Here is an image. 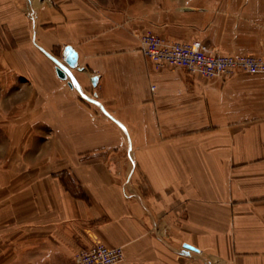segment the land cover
<instances>
[{
	"label": "crops",
	"instance_id": "crops-1",
	"mask_svg": "<svg viewBox=\"0 0 264 264\" xmlns=\"http://www.w3.org/2000/svg\"><path fill=\"white\" fill-rule=\"evenodd\" d=\"M21 16L30 46L0 58V264H74L96 243L119 264H264V75L206 79L139 51L151 32L264 57V0H0ZM40 31L70 35L59 57Z\"/></svg>",
	"mask_w": 264,
	"mask_h": 264
},
{
	"label": "built area",
	"instance_id": "built-area-1",
	"mask_svg": "<svg viewBox=\"0 0 264 264\" xmlns=\"http://www.w3.org/2000/svg\"><path fill=\"white\" fill-rule=\"evenodd\" d=\"M139 43L141 55L149 60L155 69L164 66L176 67L206 79L231 77L237 73L264 75L263 56H232L220 53L199 40L172 41L151 32L142 33ZM123 259L122 248H109L96 243L79 250L73 257V263L119 264Z\"/></svg>",
	"mask_w": 264,
	"mask_h": 264
},
{
	"label": "rangeland",
	"instance_id": "rangeland-1",
	"mask_svg": "<svg viewBox=\"0 0 264 264\" xmlns=\"http://www.w3.org/2000/svg\"><path fill=\"white\" fill-rule=\"evenodd\" d=\"M30 36L25 17H0V58L10 57L9 55H11V52L16 48H20L19 50L22 53L26 52L24 47L30 46ZM69 36L70 35H59L58 33H43L40 31V33L37 34V39L40 43L49 46L52 53L59 57L61 52L60 47L62 45L61 40L65 39L67 41ZM21 47L23 49H21ZM144 61L149 63L152 68H154L149 60L144 59ZM106 67V79L110 80V64ZM185 72L188 73L187 71ZM3 73H8V70L4 65ZM87 89L89 90L90 87L88 86ZM98 90L100 92L102 88L100 87ZM105 99H108L110 108L115 111L117 115L121 117H128L127 114L123 113L122 107L113 102L110 97H106ZM97 132L98 134H96V136L98 139L104 143V145H108L107 152L113 154L118 153L119 148L115 145L117 137L106 131V128L102 125H98Z\"/></svg>",
	"mask_w": 264,
	"mask_h": 264
},
{
	"label": "water",
	"instance_id": "water-1",
	"mask_svg": "<svg viewBox=\"0 0 264 264\" xmlns=\"http://www.w3.org/2000/svg\"><path fill=\"white\" fill-rule=\"evenodd\" d=\"M63 56H64V63L66 64V66L70 69H75L77 66V54L69 47H66L63 51ZM55 74L60 80L67 79L66 72L60 67L55 68ZM183 248L191 251H196L195 249H193L188 245H184Z\"/></svg>",
	"mask_w": 264,
	"mask_h": 264
}]
</instances>
